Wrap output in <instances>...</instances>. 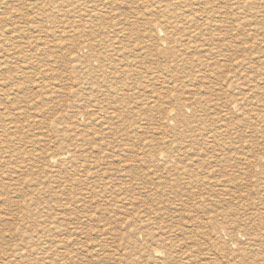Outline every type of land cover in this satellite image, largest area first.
Masks as SVG:
<instances>
[{
	"label": "rangeland",
	"instance_id": "rangeland-1",
	"mask_svg": "<svg viewBox=\"0 0 264 264\" xmlns=\"http://www.w3.org/2000/svg\"><path fill=\"white\" fill-rule=\"evenodd\" d=\"M93 2L94 6H99L100 17L105 13V16L108 15L103 18L108 19L107 26H111V31L104 34L103 41L112 45L120 38L126 48L132 50V53H124L123 60L127 62L118 59L115 52L109 53V62L112 57H116L113 61L119 69L132 61L129 68L134 75L130 78L136 82L137 89H133V93L136 91L134 94H140L141 99H144L151 87L156 89L159 85L155 84L153 78L165 65L163 58L156 55L148 58L138 56L140 48L148 44L144 35L148 34L147 22L154 12L152 9L156 7L154 0H0V264H156L163 259L166 248L175 258L174 264H244L245 261L251 264L257 256L260 264H264V250L260 249L263 246L256 249L258 243L264 244V231L261 232L264 228L259 227L257 230V244L247 246L248 238L241 237L237 241L239 247L235 249L222 245L229 244V236H225V239L221 236L222 241L202 235L191 238L188 229L206 219L203 213L188 212L187 201L185 208L182 207L184 212L181 211V202L178 201L188 200V192L184 190L183 193L180 189V182L185 179L178 180L171 172L164 171L162 164L165 161L151 163L142 160L145 153L141 148H154L156 153L174 155L178 148L189 145L186 140H176L172 132L166 130L165 110L169 107L163 112L164 107L158 104L159 108L153 106L146 110L148 114L140 111L138 116L133 114L127 123L115 126L121 134L127 132L132 136L127 134L124 136L127 140L122 142H98L103 146L100 152L102 160L98 173L91 170V179L84 181L78 172L73 171L76 162L72 158L80 161L84 153L96 152L93 146H82L77 141L78 136L89 134L94 129L104 132L111 128L110 124L104 123L99 111L82 107L84 95L80 83V60L88 55V50L85 46V25L79 19L88 12L87 8ZM199 5L205 8L197 20V24H201L198 27L201 36L204 35L202 38L210 39V32L216 33L221 23L226 29L228 46L223 51L226 58L221 61L218 57L219 48L217 50L215 46V51H212L214 46L209 48L205 41L204 48L213 52V55L205 58L201 56L199 60L193 58L197 60L195 67L199 64V71H202L206 69L205 66H211L209 71H212L216 67L213 63L221 62L223 66L218 70L220 73H216L212 79L224 91L217 92V98L222 101L234 98L240 109L222 111V115L227 116L224 118L230 129L229 132H222V138L221 135L210 138L213 127L207 126L204 131L206 134L203 132L200 138L197 137L193 146L199 152L205 151L202 152L205 156L209 152L208 157L212 155L211 151L219 152L216 146L223 144L227 148L222 153L230 157L249 155L250 152L260 157L264 155V0H212V3L211 0H200ZM184 23L182 33L173 31L176 36L190 31L189 22ZM95 30L92 29V33ZM165 30L171 32L170 28L165 27ZM194 69L188 77L190 84L201 85L193 78L198 68ZM132 80L124 82L131 84ZM125 100L130 101L127 97ZM170 107L173 109L175 106L171 103ZM185 114L190 116V110H185ZM221 129L224 130V127ZM162 135L166 136V140H163ZM66 136L74 138L71 146ZM104 143L108 144L107 148ZM213 145L215 148L211 147ZM67 150L75 152L73 157L65 154ZM51 156L62 158L53 163L48 159ZM261 163L264 165V162ZM255 174L238 177V173L231 174L229 169L225 173L227 180L221 184H227V187H218L217 191L209 194L215 200L233 199L230 201L232 207L242 215L263 212L260 214L263 225L264 169L261 168ZM233 178L236 181L233 182ZM207 196L203 195L204 198ZM179 214L182 215L181 219ZM144 218L147 223L139 226L140 231L162 224L166 227L165 234L159 235L165 237L163 239H166L167 245L155 244L151 239L146 242L141 233L135 236L129 233L130 227H137L139 221H145ZM193 218L197 220L194 225L191 221ZM130 219H134V223L131 222L128 227ZM245 223L250 225L249 221ZM207 240H214L215 248L206 244ZM192 241H195V248ZM245 246L252 255L239 250L246 249ZM155 248L162 252L160 256L151 255L150 252ZM248 249L245 250L247 253Z\"/></svg>",
	"mask_w": 264,
	"mask_h": 264
},
{
	"label": "bare ground",
	"instance_id": "bare-ground-1",
	"mask_svg": "<svg viewBox=\"0 0 264 264\" xmlns=\"http://www.w3.org/2000/svg\"><path fill=\"white\" fill-rule=\"evenodd\" d=\"M155 1L156 0H154L156 7H155V9H152V11L154 10V12L151 13V15L149 16L150 19L147 22V27H148L149 31H148L147 35H144V38L148 42V44H145L146 47L140 48L141 51L138 54V56L141 55L144 58H148V57H154V55H156V56L163 58V60L165 61V65H163V67L161 66V70L159 69L158 75L153 78L154 79L153 81L155 82V84L156 83L159 84L158 87L156 89H153L151 87V91L149 92L148 95L146 94L147 96L145 95V97H143L144 99H141L140 94H139V96H136V94H134L136 91L133 93V89H136V86H135L136 82L134 80H132V78H130L131 75H134V74H132L133 73L132 69L129 68V64H131L132 61H128L129 64H123L122 65L123 67L122 68L119 67V69L117 68L116 62H114L115 61L114 59H116V57L117 58L119 57L118 59L122 58L123 63L127 62V60H123L125 58V57H123L124 53H126L128 51L130 53H132V50L128 49V47L126 48V46L122 43V41H120V38L116 39L113 37V39H116L117 41L115 40L116 41L115 44H112V45H107L108 43L106 44L105 41H103V38L105 37L104 34L107 35L108 32L111 31L110 30L111 26H107L108 22H106V21L108 19L105 20V18H103L106 15V13L104 14L103 17H100L99 12H101V11H99L100 9L98 10L99 6L97 8V6H94L95 3L93 2L94 3L92 5L93 7L92 6L89 7L90 9L87 8L88 12L86 14H83V16L79 19V22H82L85 25V26H83V28L85 29L84 34L86 36L85 46H86V49L88 50V55L80 60V66L82 69V74L80 75L81 76V79H80L81 82L80 83H81V87L83 90L82 94L84 95L83 96L84 101L82 103L83 104L82 107H85L83 109H89L90 108L94 112L99 111L101 113V115H103V120L105 121L104 123L110 124L111 128L105 130L103 127V129L105 130V131L103 130L104 132H102L101 129H94L89 134L86 133V135L82 134V135L78 136L79 138L77 141H79L82 144V146H86V147L93 146L96 149V152L95 153L88 152V154L84 153L82 156V160H80L81 158L79 157L80 161L76 160L75 157L72 158L74 163L75 162L77 163V164L75 163V166L73 167V171L78 172L79 176L81 178L83 177L82 179L84 181L88 178L91 179V177H90L92 174L91 170H92V172L94 170V171H96V173H98L97 170L100 169V168L98 169V167H99V164L101 163L100 161L102 160L101 156H100V152H101L103 146H101V144H99L98 142L103 143V141H105V140H107V141L113 140L114 142H122V141H125V139H126L124 136H126L128 133L124 132L121 134L117 128H114L115 126H118L120 123L122 125L127 123L128 121H130L133 114H135V116L136 115L138 116V112H140V111L146 112V110H149L153 106H157L156 108H159L158 104H160L161 106L164 107L162 109L163 112H164L166 107H169V108H166V110H165V123H164V125L166 127V130L171 131L173 134L172 136H174L176 138V140H177V138L179 140H182V141L186 140V142H188L189 145H187L186 147L178 148V150L176 151L177 154L174 153V155H171V154L166 155V154H164V152H157L156 153L154 148H152V149L151 148H149V149L144 148L145 150L144 149L142 150V148H141V151L143 153H145V155L144 154L142 155V160L150 161L151 163L152 162L155 163L156 161L157 162L158 161H165V163L162 164V169H164V171H166L168 173L171 172L172 175H175L176 179H178V180H180L182 178L185 179L184 181L180 182V189L183 193H184V190H186L188 192V195H187L188 200L180 199L178 201V202H181V204H179L181 206V211L184 212L182 210V207L185 208V203H186L185 201H187V203L189 205L188 212H191V213L195 212V213H201V214L203 213V215L205 216V219H206L205 221H202V222L199 221L198 223H196L197 225L196 224L194 225V223L197 220H195L193 218L191 221L193 222L194 226H193V228L188 229V231H187L188 235H191V238L200 237L201 235L204 237H206V236L209 237L208 239L213 237L215 239V241L216 240L220 241V239L222 241L221 236H223L224 239H225V236L226 237L229 236V238H230L229 244H227L226 241H225L226 244H222L223 246H225L224 248H227L228 245H229V247L231 246V248L233 246L234 249L236 248V246L239 247L238 245L240 243H237V241L241 237H247L248 238L247 246L250 244L255 245V243L257 244V241H258L257 239H259L257 237V230L259 229V227H260V229L264 228L263 227L264 224L262 225L263 220L261 221V219H260V214L263 212L255 211V213L252 214L251 216L242 215L241 213L238 212V209L232 207L233 205H231L232 204L231 202L233 201V199L215 200L210 196L209 193L217 191L218 187H222V188L227 187V184L226 185L224 184L225 186L221 185V184L223 181L227 180L225 178L226 177L225 173H227L229 171V169H230L231 174L238 173L239 174L238 177H241L243 175H249V176L256 175L255 172H260L261 168L264 169V165L261 163V162H264V155H262L260 157H256L255 154L250 152L249 155L244 154V155H240L237 157H230V156H228V154L225 155L224 153H222L223 152L222 150H224V148L226 147V145L223 144L222 146H218V145L216 146V147H218L216 150H218L219 152L211 151L212 155L211 156L209 155L210 157H208V154H210L209 152H208L207 156H205L206 154L203 155L204 153H202L205 151L200 150L201 152H199L198 149H195L193 146V145H195L194 143L198 140L197 137L200 138L201 134L205 131V128L207 126H209L210 128L213 127V128H211V129H213V132H212L213 134H212V136L210 134V136H209L210 138L220 136L222 134V132H229V130H230L228 127L229 124L226 122V119L224 118L227 116L222 115V111L224 110V111L230 112V110H234V109L239 110L240 109L238 104H237L238 101L234 98H231L230 100H225V101H222V100L217 98V96H218L217 92H223L224 93V91L221 90L220 88H218L217 82L216 81L213 82L212 79H214V76H216V73H218V70L220 69V67L223 66L221 64V62H218V63L214 62L213 63L216 66V67L214 66L215 68H213V69H215L217 72H212L215 70L209 71L211 66H205L206 69L203 67L204 69L202 68L203 70L199 71L200 65L198 64V66L195 67V63L197 62V60L193 59V58H198V60H199V57L203 56L205 58L206 56H209V55H211V57H212L213 52L204 48V43L206 41V45H209L208 46L209 48H211L210 46H212V47L214 46L212 51L215 49V46H216V49L219 48L218 57H220L221 58L220 60L223 61V59L226 58L225 57L226 53H224L223 51L227 50V47L225 49V46L228 44V43H226L227 39L225 40V37H227L226 36L227 33L225 34L226 29L224 28L223 24H221L219 22L220 28H218V31H216V33H214V34H212L213 31L210 32L211 33V35L209 36L210 39H208V40L206 38L203 39L202 36H204V35L201 36V30L198 27V25H201V24H197V20H199L198 16L200 14H202V12L204 11L203 9H205L203 7H199L200 6L199 5L200 0H168V1L166 0L167 2H165V0H158V2H155ZM91 3H92V1H91ZM211 3H212V0H211ZM109 4H112V3H109ZM151 6H153L152 3H151ZM207 6H209V5H207ZM215 7H217V6H215ZM209 8L211 9L210 6H209ZM218 8H219V6H218ZM205 13H207V9H206ZM205 13H203V14H205ZM218 14L220 15V13H218ZM107 16H105V17H107ZM202 18L204 19V17H201V19ZM201 19H200V21H201ZM208 20H210V19H208ZM222 21H224V18L222 19ZM183 23L184 24L188 23L190 31H184L183 34H179L180 32L182 33L183 28H181V27H182ZM210 23H212V22H210ZM165 27L170 28L171 32L166 31ZM209 28L210 27H208V29ZM92 29H96L94 31L95 33H92L93 32ZM173 31L174 32L179 31L178 36H176V34H174ZM131 32H132V27L130 28V34H131ZM156 34H157V36H156ZM138 38H140V37H138ZM104 40H106V39H104ZM70 50H71V48H69V51ZM112 52L117 53V56L114 57V59L111 56L112 59H111V62H109V60H110L109 59V57H110L109 53H112ZM197 52H199V53H197ZM214 54H215L214 56H217L216 53H214ZM198 55H200V56H198ZM92 62H95L94 65L91 64ZM209 62H211V61H209ZM208 65H210V64H208ZM240 66H241V64H240ZM207 67H209V68H207ZM194 68H198L197 69L198 71L196 70L197 75H195L196 73H194L195 76L193 78H194V80L199 81L201 83V85L199 84V85L193 86L192 84H190L191 80H189L188 77H189V74L191 73V70H195ZM135 76H137V75H135ZM125 80H132V82H131V84H126L127 82L125 83L124 82ZM216 80H218V79H216ZM186 83H189V84L185 85ZM134 86H135V88H134ZM184 90H186V91H184ZM125 97L130 99V101L127 102L125 100ZM171 103L175 106L173 109H171V107H170ZM156 108L154 109V111H156ZM187 109L190 110V112H191L190 116H187L185 114V110H187ZM90 111H89V113H90ZM148 112H150V111H148ZM223 114H224V112H223ZM2 115H4V114H1V116ZM94 115H96V113ZM98 115H100V114H98ZM133 118H135V117H133ZM136 119H138V118H136ZM231 119L233 120V118H231ZM170 121L173 123H171ZM227 121H230V120H227ZM232 124H233V122L231 123L230 127L232 126ZM252 125H251V127H252ZM103 126H106V125H103ZM169 126H173V128H169ZM217 126H219L218 130H216ZM221 127H224V130H222ZM232 128H234V127H232ZM252 128H254V127H252ZM66 133H68V131ZM128 135L132 136V135H130V133ZM135 135H136V133H135ZM66 137L68 138L67 141H68V143L70 142V146H71L72 145L71 142L74 140V138L72 139V136H70L71 138H69L68 136H66ZM133 137H135V136H133ZM165 137H166L165 135H162L163 140H166ZM174 137H173V139H174ZM222 137L223 136L221 135V138ZM136 138H137V136H136ZM137 141H139V140H137ZM205 142H206V140H205ZM105 143H104V145H106L105 147L107 148L108 144H105ZM208 144H211V143H208ZM211 147L215 148L214 145ZM109 148H110V146H109ZM112 148L114 149V147H112ZM116 149H117V147H116ZM207 149L208 148H206V150ZM226 150H228V149H226ZM67 151L68 152H66L65 154L68 153L70 158L73 157V155L75 154L74 151H70V150H67ZM225 152H227V151H225ZM228 153H229V151H228ZM107 156H108V154H107ZM59 157L60 158H57L56 156H51L48 159L50 160V162L54 163L55 160H59L62 158V156H59ZM107 160H108V158H107ZM171 162L173 164H171ZM230 162H232V163H230ZM69 165H71V164H69ZM71 166H73V165H71ZM104 167L105 166H103V169H104ZM133 169H131V170H133ZM51 170L53 171L54 169L51 168ZM62 170H66V169H62ZM67 176H69V175L67 174ZM75 176H76V174H75ZM219 177H221L222 179L220 180ZM49 178H51V177H49ZM257 178L259 179V177H257ZM233 179H234L233 182L236 181V178H233ZM262 179H264V175L262 176ZM227 183H229V181ZM74 184H76V183H74ZM203 195H208V196L204 198ZM145 199L147 200V196L145 197ZM222 206H225V207H222ZM230 206L232 208H230ZM241 207L242 206H240V208ZM219 208H221V210H218ZM185 214H187V213H185ZM141 216L144 217L143 215H141ZM180 216H182V215L179 214V218H180ZM189 216H191V215H189ZM204 216H203V218H204ZM184 217H186V216H184ZM133 218L136 219L135 217H133ZM138 218H140V217H138ZM134 219H130L128 221L129 222L127 225L128 227H129L131 222L134 223ZM144 220L145 221H139V224L137 223V227H130L131 231L129 233H134V236L137 233H141L144 235L146 242H148L149 239H151L152 241L155 242V244L167 245V243L165 242L166 239H163L165 237H162L161 235H159V233L162 235L165 234L164 229H166V227L163 226L162 224L158 223L157 224L158 226L154 227L155 226L154 225L153 229L149 228V227L142 229L144 232L143 233L142 231H140L141 229L139 226H141V224L147 223V219L144 218ZM159 220L160 219H158V221ZM191 221H189V222H191ZM246 221H249L250 225H246V223H245ZM121 224H122V222H121ZM143 226H145V225H143ZM124 228L127 229L126 227H124ZM53 230H54V228H53ZM262 231H264V230H261V232ZM262 234H264V232ZM128 240H129V236H128ZM194 242L195 241H192L193 247H194V244H193ZM215 243H214V240H210L206 244H208L212 248H215V246H214V245H216ZM261 244L258 243V246L256 245V249H257V247L259 248V247L263 246V248H260V249L264 250V244L263 245H261ZM126 245H127V243H126ZM247 246H245V248ZM240 247H243V246H240ZM152 249L153 248L151 247V250ZM243 249L241 250V248H240L239 250L242 251L243 253L245 252L248 255L253 254V253H251V251L248 248H246V249H248L249 253H247L245 251L246 249H244V250ZM215 250H217V249H215ZM229 250H230V248H229ZM186 251H187V249H186ZM218 251L220 252L221 250H218ZM230 251L232 253V250H230ZM110 252H111V250H110ZM163 252H164V254L162 255V256H164L163 259L160 260V262H158L156 264H174L173 262H174L175 258L172 256V252L170 251V249L167 250V248H166ZM150 253H151V255H154V256H160L162 254V252L160 250H158L157 248H155ZM225 253H223V254H225ZM234 256L236 258V254H234ZM253 256H252V258H253ZM179 259H180V257H179ZM233 261H234V259H233ZM240 261H243V260H240ZM249 261H251V260H249ZM245 262H244V264H246ZM179 264H181V263H179ZM251 264H260V260H258V256L252 259Z\"/></svg>",
	"mask_w": 264,
	"mask_h": 264
}]
</instances>
